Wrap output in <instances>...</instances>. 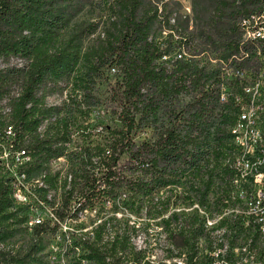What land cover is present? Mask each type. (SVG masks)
<instances>
[{
    "label": "trees",
    "instance_id": "16d2710c",
    "mask_svg": "<svg viewBox=\"0 0 264 264\" xmlns=\"http://www.w3.org/2000/svg\"><path fill=\"white\" fill-rule=\"evenodd\" d=\"M263 9L264 0H193L190 18L179 0H0V61H24L0 67V133L13 125L18 146L30 149L34 160L25 181L65 154L60 142L70 134V121L74 131L83 127L82 141H89L68 153L69 196L124 199L137 206L135 212L146 207L156 218L169 212L171 197L160 196L163 189L188 181L205 198L218 176L229 182L240 153L233 133L240 110L232 95L221 99L222 84L235 93L241 85L234 77L223 79L220 60L239 52L243 19ZM82 13L91 18H79ZM262 48L247 46L250 57L232 66L259 71ZM72 77L67 98L50 104L49 94H62L67 85L61 83ZM7 98L8 121L2 113ZM107 117L95 141L88 131L92 119ZM144 131L150 135L137 140ZM44 180L53 184L52 173ZM11 186V178L0 175V264H33L44 256L50 225L35 226L26 247H10L28 231L27 207L16 203ZM77 206L79 216L84 204ZM57 212L65 217L64 209ZM178 217L168 221L189 236L195 256L205 216L193 209ZM105 225L92 233L84 226L59 245L69 255L76 246L87 249L90 264H127L130 254L145 259V250H129L126 232L104 240Z\"/></svg>",
    "mask_w": 264,
    "mask_h": 264
},
{
    "label": "built area",
    "instance_id": "2783aa9c",
    "mask_svg": "<svg viewBox=\"0 0 264 264\" xmlns=\"http://www.w3.org/2000/svg\"><path fill=\"white\" fill-rule=\"evenodd\" d=\"M242 35H246L245 46L240 47L239 52L233 54L228 61L221 59L220 67L223 79L234 77L238 79L241 85V92L235 93L231 89H227L226 83L222 84L221 99L225 101L232 95L236 106L239 110H243L241 129L239 132H235V135H241L243 138V145L240 146L238 162H232L229 182L213 183V187H216L213 210H216L218 206H226V218L233 220V227L226 231L225 241L236 243L237 250H242V257L230 259L228 253L212 254V263H205L203 260H195L192 253L184 252L176 253L172 258H161L162 264H257V256H264V252L256 250V241H264V159H260V150L255 148L256 136L264 137V82L263 86H257V90H248V83L255 82L256 75H253V66L249 69L232 66L233 61L240 63L245 61L243 60V53H251L246 49L247 46H252L254 49L263 47L264 9L246 17V26L245 30H242ZM253 61H255V57ZM260 74H264L262 65ZM65 98H67V94H65ZM250 103H257V110H250ZM68 125L67 131L70 134H67L66 138L60 142L66 149L65 154L52 157L51 169H43L42 172L33 173L35 183L24 182V172H30L29 168L34 160L30 149L25 146H18L13 125H7L0 133V175H8L11 178V187L19 189L20 201H16V203L27 207L26 227L32 232L35 226L49 223L48 233L61 239L64 236L72 237L74 234L83 232L84 226L92 225L93 218L100 216L102 207L113 208L116 203V199L111 197L86 199L77 195L69 196L72 172L68 153L80 149L81 145L79 144L82 143L80 137H82L81 134L84 129L82 127L74 131L70 121H68ZM101 130L102 126L96 129L97 132ZM38 131L40 132V127H38ZM252 170L262 171V185H255L254 182H251ZM2 171L3 173H1ZM42 173H52L53 186H46L43 183ZM232 180L241 181V188L231 190ZM243 183H250V190H243ZM49 188H56V195H49ZM77 204H84L83 216H76ZM61 209H64V218H61L57 212ZM207 215L212 222V215L208 210ZM161 216L168 220L171 213H165ZM178 216L182 219V214ZM82 224L83 226H80ZM235 225H256V241L243 242L240 236L235 233ZM106 227L107 225L103 229L104 240L113 234L106 236ZM95 235L96 232L87 235V237L94 238ZM58 247L60 248V245ZM51 249L53 250L54 246ZM53 252L50 253L49 257L51 264H62L55 259L56 255ZM72 253H79V262L74 261L72 264H90L87 249L81 250L76 246ZM142 253L144 254L145 251ZM59 254L64 256L66 252L61 250ZM70 255L66 254V257ZM150 259L160 258L151 253ZM131 264H143V261L141 259L135 261L134 257Z\"/></svg>",
    "mask_w": 264,
    "mask_h": 264
},
{
    "label": "rangeland",
    "instance_id": "374dc122",
    "mask_svg": "<svg viewBox=\"0 0 264 264\" xmlns=\"http://www.w3.org/2000/svg\"><path fill=\"white\" fill-rule=\"evenodd\" d=\"M179 1L182 5L183 13L185 15H188L190 18H192L193 0H179ZM79 18H91V16L90 13H82L79 15ZM87 42H89V40H86V44ZM23 64L24 61L19 57L10 58V61H8V63L2 60L0 61L1 68L7 65L22 66ZM75 75L76 74H73L72 76ZM72 82H73V77L69 80V82L67 81L62 82L61 85H67L66 86L67 88L64 90L62 94L58 92L49 94L48 102L50 104H60L65 98V94L70 93L72 88ZM228 88L229 87H227V89ZM18 89H19V84H15L13 86L12 95H15L18 92ZM106 90L107 88L105 86H101L99 93L101 92L102 97H105L107 95L108 91L106 92ZM9 111H10V98H7L4 99V101L2 102V113L5 115L6 121L9 120V116H8V114L10 113ZM102 115H104L103 111H102ZM109 117L111 118L112 116ZM109 117H107L104 120L99 118L92 119L88 131H92L93 134L91 138H94L95 141H98L102 138L100 135L97 134L96 129L98 127L103 126L106 123V120H109ZM79 122L82 123V125H85L86 123L83 120H79ZM149 135L150 132L144 131L139 133L136 136V139L141 140L144 137H148ZM80 141H82L81 137H80ZM87 141L89 140L83 139L81 144H84ZM239 142L241 143L240 140ZM234 161L235 159L232 160V162ZM236 161L238 162V159ZM1 173H3V171ZM220 179H221L220 176H218V179L216 180L215 184L224 183ZM188 184H189L188 181L186 182L182 181L179 183L178 186L177 185L170 186L167 189H163L162 191H160L159 193L160 196L164 197L168 195L171 197L168 213L177 216V215H181L184 210L192 211L193 209H197L199 210L200 213L207 214V210H208L210 215H212V219H213V217L216 216L220 210V206L216 207V210H213V198H215L216 196L215 194L216 187L212 186L211 190L204 198V193L195 191V187H190ZM239 188H241V181L232 180L231 190H238ZM49 194L56 195V188H52ZM119 199L120 198L116 199V203L114 204L113 208L102 207V210L100 209V216H95L93 218V223L92 225H87L88 226L87 230H91L93 226H97L100 223L106 221L107 222L106 236L108 234L114 233L115 231L126 232L130 237L131 247L134 248L132 249L130 247L129 249L130 251H139V249L145 250L144 254L147 256V258L143 262V264H162L161 258H172L175 256L176 253L193 252V250L190 248L191 245L187 240V237L189 236H187L185 232L179 230L176 227L174 221H168L167 218H163L162 216L156 218H150L146 214V210H145L146 207H144L143 210L140 213H138L134 211L135 207H137L135 204L134 205L128 204L127 200L124 201V199H120V200ZM25 213L26 214L28 213L27 209ZM88 214L90 215V213ZM195 226L197 227L198 225ZM222 226L223 227L221 228V231H229L230 228L233 227V222L223 224ZM201 229L202 227L199 226V230L197 232L199 235V236L197 235L198 237L197 246L199 247L197 260L204 261L205 258H203V256L206 255L214 246L221 243L222 238L215 237L213 239V236L215 235L213 233V226L207 227L206 224L204 223V229L202 232L200 231ZM30 237H31V232L28 230L27 232L19 234L17 237H15L14 242H11L9 246L14 247L15 249L21 246L26 247V245L31 241ZM44 239L47 243V248L44 251V256L41 261L33 264H49V263L51 264V261H49V257H50V253L53 251H54L53 254L56 255L55 259L60 261L62 264H69V263L72 264V262H74L76 257L79 255V253L77 254L72 253L69 257H66V254H64L65 256L64 257L62 254H59V251L64 250V248L58 247L62 240L58 236L55 238L53 237L52 234L47 233ZM52 246H54L53 250L51 249ZM151 253H154V256H159L160 259H150ZM134 257H135V261H137L136 256ZM134 257L132 254H130L126 258V261L128 262L127 264H131L134 261Z\"/></svg>",
    "mask_w": 264,
    "mask_h": 264
},
{
    "label": "bare ground",
    "instance_id": "6f19581e",
    "mask_svg": "<svg viewBox=\"0 0 264 264\" xmlns=\"http://www.w3.org/2000/svg\"><path fill=\"white\" fill-rule=\"evenodd\" d=\"M241 24H242V30H245L246 18L243 19ZM242 36L243 37H242V41H241V47H243L244 43H246V35H242ZM257 52H258V54H261L260 49H258ZM250 54L251 53H243V60L248 59L250 57ZM260 57L263 61L262 67H264V57L262 55H260ZM260 72H261V68L259 69V71H255V69L253 70V75H256L255 76V82H249L248 83V90H257V86H263L264 74H260ZM250 110H257V103H250ZM242 120H243V110H240V114L238 115L237 122L233 128L234 134H235V132L240 131ZM47 124H48V121H46L45 124L40 127V130H44L46 128ZM235 137H236L235 138L236 142L243 145V138H241V135H235ZM239 140L241 141V143L239 142ZM255 148H256V150H260V159H264V137L263 136H256ZM51 165H52V161H51ZM45 176H46V173H43L42 174L43 183L46 184V186H53V184L51 182L44 180ZM26 177H27V175L24 173V182L35 183V177L31 178L29 181H25ZM251 182H254L255 185H262V171L261 170H252ZM13 189H14L13 195H14L15 199L17 201H20L19 189L16 187H13ZM51 189L52 188H49V192ZM243 190H250V183H243ZM76 207H78V206H76ZM201 214H203L205 216L204 223L206 224V226L207 227L213 226V233L215 234L213 236V239L215 237H221L222 238L221 243L214 246L206 255L203 256V258H205L204 262L205 263H212V254H219V253H228V256L230 259H239L240 257H242V250H237V244L236 243H231V241H225L226 238H224V237H226V231H221L223 224L233 222V220L231 218H226L227 217V207L226 206H220L219 213L213 217L212 222L206 213H201ZM83 215H84V211H80L79 216H83ZM94 227H96V226H93L91 228V230H89L91 233L93 232ZM85 230H87V228ZM235 233L240 236V239L243 240V242L256 241L257 226L256 225H247V226L235 225ZM196 250H197V254H195V260L198 259V250H199L198 246L196 247ZM256 250L258 252H264V241H256ZM146 258H147V256L145 257L143 262L146 260ZM257 264H264V256H257Z\"/></svg>",
    "mask_w": 264,
    "mask_h": 264
}]
</instances>
